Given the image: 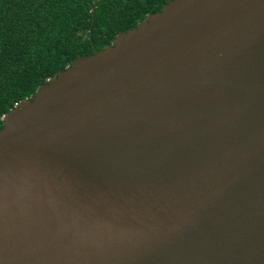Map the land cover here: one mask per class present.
<instances>
[{"label":"water","instance_id":"obj_1","mask_svg":"<svg viewBox=\"0 0 264 264\" xmlns=\"http://www.w3.org/2000/svg\"><path fill=\"white\" fill-rule=\"evenodd\" d=\"M0 264H264V0H168L10 109Z\"/></svg>","mask_w":264,"mask_h":264},{"label":"trees","instance_id":"obj_2","mask_svg":"<svg viewBox=\"0 0 264 264\" xmlns=\"http://www.w3.org/2000/svg\"><path fill=\"white\" fill-rule=\"evenodd\" d=\"M0 0L3 116L76 58L111 44L168 0Z\"/></svg>","mask_w":264,"mask_h":264}]
</instances>
